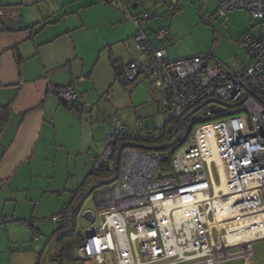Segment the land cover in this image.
I'll return each mask as SVG.
<instances>
[{
    "label": "built area",
    "instance_id": "built-area-1",
    "mask_svg": "<svg viewBox=\"0 0 264 264\" xmlns=\"http://www.w3.org/2000/svg\"><path fill=\"white\" fill-rule=\"evenodd\" d=\"M139 1L123 0V16L136 28L142 60L126 64L119 83L125 90L150 81L167 117L154 130L140 119L132 129L112 118L113 132L104 151L91 157V173L115 179L95 193L96 210L82 211L83 242L74 258L89 264H254L253 244L264 241V0H218L221 16L242 10L259 24V31L239 39L247 64L208 54L171 59L170 28L149 36L148 22L159 16L133 15L129 9ZM54 92L68 107L89 106L71 85ZM60 220L53 217L54 224ZM31 222L25 227L40 241Z\"/></svg>",
    "mask_w": 264,
    "mask_h": 264
},
{
    "label": "crops",
    "instance_id": "crops-1",
    "mask_svg": "<svg viewBox=\"0 0 264 264\" xmlns=\"http://www.w3.org/2000/svg\"><path fill=\"white\" fill-rule=\"evenodd\" d=\"M140 2L132 8L138 10ZM103 5L99 0H0V108L9 107L7 121L0 119V218L11 204H16L17 215L19 203L35 207L33 199L42 193L61 196L62 190L52 185L61 175L68 176L72 159L88 162L65 205L81 187H102L110 181V176H90L91 157L104 151L113 132L115 115L104 116L105 104L125 102L127 94L134 93L122 89L114 65L121 71L142 56L135 50L134 24L117 8ZM89 22H94L91 28ZM158 28L149 26L147 34L152 36ZM69 85L89 106L81 110L58 99L54 91ZM158 94L151 87L148 102L158 106ZM102 95L106 103L99 101ZM136 120L125 122L134 129ZM19 194L26 195L24 202L16 197ZM34 227L38 233L35 221Z\"/></svg>",
    "mask_w": 264,
    "mask_h": 264
},
{
    "label": "rangeland",
    "instance_id": "rangeland-1",
    "mask_svg": "<svg viewBox=\"0 0 264 264\" xmlns=\"http://www.w3.org/2000/svg\"><path fill=\"white\" fill-rule=\"evenodd\" d=\"M128 1L125 0L127 4ZM110 2V6H103L124 11L123 0H110ZM178 4L180 5L179 10H174ZM218 7V0H141L138 10L133 8L129 10L133 15L136 12H157L159 15H163L158 19L149 21L148 25L170 28L173 43L172 46L168 47V51L172 59L208 54L221 61H240L243 59L247 64L249 58L245 56L243 48L238 44L239 39L247 32L254 34L259 31L258 22L242 10H234L228 12L226 16H221L218 13ZM170 11L173 12L169 14ZM88 24V28H91L90 26H93L94 22ZM132 30L134 29L132 28ZM129 51L136 54L134 50L129 49ZM137 85L135 89L128 87V90L133 89L134 93L131 95L128 93L126 96L128 99L119 104H107L106 97L100 96L99 101L103 100L106 103L104 116L105 114L115 115L130 121L143 119L144 126L151 127L153 130L156 127H161L167 116L161 114L159 107L154 103L148 102L152 87L151 82L145 80ZM117 88L115 86L110 92ZM129 98H132L133 102ZM86 161L88 162L87 158L80 160V162L72 159L69 177L61 175L57 185L56 183L52 185V188H57L54 190H62V197L55 193L43 196L42 193L33 199L38 202L37 206L34 207V203L31 206V204L24 202L25 194L16 196L24 202L18 204L17 215L13 214L16 204H11L7 211H4L5 216L0 218V264H59L52 261V257L60 248L59 238L63 235L62 229H59L62 219L57 216V212L65 203L69 202V192H73L80 184L85 175ZM76 164L80 168L78 173L75 171ZM108 176L114 177L115 175L111 173ZM211 177L214 183L219 185V177L214 165L211 168ZM68 181H70L69 184H67ZM105 186L102 185V187ZM102 187L86 189L87 197L83 209H97L94 195ZM33 208L36 209V212L33 211ZM81 213L74 219V233H78L81 228ZM56 216L61 219L59 224L53 223V217ZM30 218L38 226L40 241H32L31 235L24 228L25 222L31 221ZM33 220L31 223L34 225ZM34 228L33 226V230H35ZM30 248L31 250H29ZM253 248L255 250L254 264H264V241L255 242ZM243 262V259H237L222 264H243ZM65 264H89V262L75 260Z\"/></svg>",
    "mask_w": 264,
    "mask_h": 264
},
{
    "label": "trees",
    "instance_id": "trees-1",
    "mask_svg": "<svg viewBox=\"0 0 264 264\" xmlns=\"http://www.w3.org/2000/svg\"><path fill=\"white\" fill-rule=\"evenodd\" d=\"M114 69L116 70L117 80H120L122 77L123 68L118 69L114 65ZM9 107L4 106L0 108V119L4 122L7 121L9 117ZM90 176L100 178V179H109L106 184L115 179V177L108 176L104 171L100 172L97 175H93L90 173ZM109 177V178H108ZM89 182L86 181L84 183V187H87ZM87 197V190H82V187L75 192L72 202L66 204L57 214V216L61 217L62 223L60 224V230L63 231V235L59 238L60 240V248L57 253L52 257V261L65 264L71 263L75 261L74 258V249L83 242V238L78 234L73 232V225L75 217L81 212V207L84 200ZM56 216V217H57Z\"/></svg>",
    "mask_w": 264,
    "mask_h": 264
},
{
    "label": "bare ground",
    "instance_id": "bare-ground-1",
    "mask_svg": "<svg viewBox=\"0 0 264 264\" xmlns=\"http://www.w3.org/2000/svg\"><path fill=\"white\" fill-rule=\"evenodd\" d=\"M215 159L218 161V164H221V159H220V155L219 154H216L215 153ZM221 178H222V186L219 188V189H223L224 186H225V177H224V174L222 173L221 175ZM218 187L216 188V190L218 191L219 190ZM217 222V221H216ZM229 226V225H228ZM227 226V227H228Z\"/></svg>",
    "mask_w": 264,
    "mask_h": 264
},
{
    "label": "water",
    "instance_id": "water-1",
    "mask_svg": "<svg viewBox=\"0 0 264 264\" xmlns=\"http://www.w3.org/2000/svg\"><path fill=\"white\" fill-rule=\"evenodd\" d=\"M84 217H85V219H88L90 222L93 221V217H92V215H91L90 212H86V213L84 214Z\"/></svg>",
    "mask_w": 264,
    "mask_h": 264
}]
</instances>
